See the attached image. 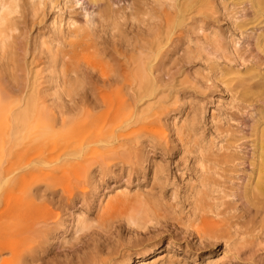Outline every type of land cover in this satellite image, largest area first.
I'll list each match as a JSON object with an SVG mask.
<instances>
[{
  "label": "rangeland",
  "instance_id": "rangeland-1",
  "mask_svg": "<svg viewBox=\"0 0 264 264\" xmlns=\"http://www.w3.org/2000/svg\"><path fill=\"white\" fill-rule=\"evenodd\" d=\"M3 1L0 141L28 99L53 139L0 158L29 165L0 184V263L10 240L33 248L23 264H118L158 242L157 264H264V205L240 189L264 128V15L247 0ZM54 17L76 25L59 36ZM123 190L138 228L95 204ZM76 216L85 228L55 245Z\"/></svg>",
  "mask_w": 264,
  "mask_h": 264
},
{
  "label": "bare ground",
  "instance_id": "bare-ground-1",
  "mask_svg": "<svg viewBox=\"0 0 264 264\" xmlns=\"http://www.w3.org/2000/svg\"><path fill=\"white\" fill-rule=\"evenodd\" d=\"M3 1V0H2ZM94 2V0H92ZM4 2V1H3ZM233 7H239L244 4L242 0H231ZM247 4H249L252 9L255 10L256 14L259 13L264 15V0H247ZM8 6L6 3H0V22L1 25L5 19V12ZM75 22L70 17L67 19L65 23L61 20H57V18L52 19L51 23V31L52 33H58L59 36H63V29L66 26V29L69 30L75 27ZM260 36L256 37V45L260 47H264V41L260 39ZM161 42V41H160ZM165 46V45H164ZM163 46L161 43H156L152 47V53L154 55L153 59H156L160 56V52L162 51ZM151 50V48H150ZM150 50L148 52H150ZM148 53H146L147 55ZM145 58H148L146 57ZM151 57V55H150ZM149 57V58H150ZM145 60V59H143ZM141 62V60H140ZM145 62V61H144ZM147 65L148 61L146 60ZM151 62V61H149ZM142 63V62H141ZM140 63V64H141ZM150 64V63H149ZM145 66V65H144ZM148 67L144 68L142 64L137 68L139 75H142L140 82H138V92H146L148 94L153 95L155 89L154 78L152 77V71L150 69L147 70ZM151 68V66H150ZM136 71V73H137ZM152 72V73H151ZM138 80V79H137ZM144 81L147 83L144 87ZM157 91V90H156ZM155 93V92H154ZM35 99H28L24 102V109L21 112L13 115L11 117V128L9 133L5 134V138L0 141V158L4 157L5 154L9 155L11 151L15 148H20V150H24L29 147L31 150H36L38 147L46 141H51L53 139L52 134H50V128H45L41 124L42 114L40 109L37 108L38 104H36ZM259 137L257 138L255 151L252 154L251 159V173L246 176V180H244L241 189L242 198L246 201L248 206L256 207L257 205H264V128L259 131ZM52 143V141L50 142ZM255 144V143H254ZM35 162V161H34ZM26 165V164H25ZM37 165H31L32 168ZM26 169L29 165L24 166ZM24 167L15 166L10 164L5 168H0V184L10 179L14 178L17 173L18 175L22 173ZM33 169H31L33 171ZM29 170V169H28ZM35 170V169H34ZM30 171V170H29ZM31 172V171H30ZM29 173V172H28ZM22 175V174H21ZM13 180V179H12ZM105 190H101V196H104ZM33 194V193H32ZM34 196V195H33ZM107 202L103 206L101 199L96 200L95 204L97 207H101L103 213H107L108 210L120 212L123 215L122 220L129 227L135 226L140 227V221L145 218L146 213L142 209H135L132 204L133 200L129 199V196L125 191H116L113 196L106 195ZM4 201V197L0 195V206ZM20 204L23 206L27 205L31 207L34 205L32 195L28 193L27 190H22L20 192L19 197ZM135 201V200H134ZM99 210V209H98ZM69 217V216H68ZM67 217V218H68ZM66 218V219H67ZM70 218V217H69ZM85 228V223L79 217L72 218L69 221H65L61 225V230L59 232V236L54 239V243L59 244L64 242L65 235L70 231L73 234H77ZM12 241H7L4 245L3 251H7L9 256L6 259L1 260L0 264H23L24 255L30 253L32 251V247H27L26 249H22L18 245L12 244ZM160 242H158L154 248L144 250L142 252L136 253L135 258H131L127 256L123 258L121 263L118 264H157V261L160 259L156 252L159 250ZM76 264H106L107 262H111L110 259H91V260H81L77 259ZM74 263V264H75Z\"/></svg>",
  "mask_w": 264,
  "mask_h": 264
}]
</instances>
